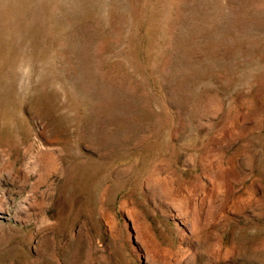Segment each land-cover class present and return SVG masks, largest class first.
Listing matches in <instances>:
<instances>
[{
  "label": "rangeland",
  "instance_id": "obj_1",
  "mask_svg": "<svg viewBox=\"0 0 264 264\" xmlns=\"http://www.w3.org/2000/svg\"><path fill=\"white\" fill-rule=\"evenodd\" d=\"M0 264H264V0H0Z\"/></svg>",
  "mask_w": 264,
  "mask_h": 264
}]
</instances>
